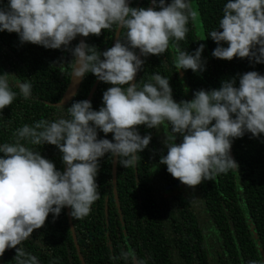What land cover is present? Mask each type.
Returning a JSON list of instances; mask_svg holds the SVG:
<instances>
[{"label": "clouds", "instance_id": "obj_1", "mask_svg": "<svg viewBox=\"0 0 264 264\" xmlns=\"http://www.w3.org/2000/svg\"><path fill=\"white\" fill-rule=\"evenodd\" d=\"M152 4L7 0L5 5L0 0V32L16 33L21 44L69 50L72 77L92 73L112 85L103 92L99 110L88 100L73 102L66 115L24 124L15 130L11 142H0V256L6 249H15L16 264H38L22 242L45 224L49 213L56 218L69 207L77 220L89 215L100 195L96 183L100 158L108 154L130 168L148 147L151 134L141 136L137 126L163 127L167 151L159 163L189 187L238 169L230 155L234 139L248 133L264 136V74L257 71L239 74L238 86L233 78L219 88L197 90L191 101L176 102L169 79L158 72L148 82L129 83L143 66L141 56L163 54L178 45L189 31V21L198 16L191 0H152ZM221 11L218 26L207 32L217 44L212 56L264 64V0H226ZM118 28L123 29L122 38L103 52L83 40L69 48L77 36H99L102 30ZM204 47L200 44L189 53L177 46L175 68L204 71ZM14 89L25 100L32 95L30 82L0 73V111L17 97ZM98 132L111 133V140L98 138ZM178 135L180 143H176ZM44 144L59 150L63 170H57L35 147ZM120 259L125 264H145L131 251H122Z\"/></svg>", "mask_w": 264, "mask_h": 264}, {"label": "trees", "instance_id": "obj_2", "mask_svg": "<svg viewBox=\"0 0 264 264\" xmlns=\"http://www.w3.org/2000/svg\"><path fill=\"white\" fill-rule=\"evenodd\" d=\"M170 2V0H169ZM7 0H4L6 5ZM226 0H191L198 16L189 21L185 39L165 53L147 57L130 84L148 82L158 72L169 79L173 99L191 101L195 91L211 90L228 79L248 71L264 74V64L248 58L224 60L212 56L217 44L207 32L218 26ZM131 7H152V0H130ZM117 29L90 34L84 42L99 52L112 47ZM121 28L119 39L122 38ZM79 43V36L69 48ZM205 45L204 71L176 69L175 49L193 52ZM227 46V45H225ZM137 54L139 50L137 49ZM103 58V57H101ZM69 50L45 49L32 43L21 44L16 33L0 32V73L30 82L32 95L25 100L17 92L13 103L0 111V142H11L13 133L24 124L41 119L53 120L66 115L73 102L88 100L94 110L103 106L102 95L111 84L87 73L80 88L68 103L57 105L70 79ZM63 69V71L61 70ZM141 136L151 134V141L139 155L134 167L124 168L108 154L99 160L96 177L99 199L88 216L77 220L65 207L22 242L25 252L37 258L38 264H125L124 252H135L145 264H249L264 262V136L250 133L234 139L230 155L237 170L220 174L212 180L189 187L182 184L160 164L166 154L165 131L137 126ZM166 130V129H165ZM98 138H112L98 132ZM177 136L176 143H180ZM52 161L57 170L65 165L54 145L35 146ZM15 249H6L0 264H16Z\"/></svg>", "mask_w": 264, "mask_h": 264}, {"label": "water", "instance_id": "obj_3", "mask_svg": "<svg viewBox=\"0 0 264 264\" xmlns=\"http://www.w3.org/2000/svg\"><path fill=\"white\" fill-rule=\"evenodd\" d=\"M120 31H121V28H118L117 31H116V35H115V39H114L113 45L119 39ZM81 40L84 41L83 36H79V42ZM136 75H137V73H136ZM82 80H83V77L77 79V78H74V77L71 76L69 85H68L65 93L63 94L62 99L59 102H57L56 104L57 105H63V104L68 103L69 100L72 99L74 97V95L77 93L78 89L80 88V85H81Z\"/></svg>", "mask_w": 264, "mask_h": 264}]
</instances>
